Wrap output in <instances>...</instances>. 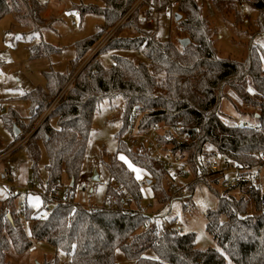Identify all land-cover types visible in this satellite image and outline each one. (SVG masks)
Wrapping results in <instances>:
<instances>
[{"label": "trees", "instance_id": "16d2710c", "mask_svg": "<svg viewBox=\"0 0 264 264\" xmlns=\"http://www.w3.org/2000/svg\"><path fill=\"white\" fill-rule=\"evenodd\" d=\"M101 1V7L82 2L71 4L70 10L81 18L87 14L100 15L105 25L94 36L76 43V58L69 70L47 73L45 88L37 87L20 98L29 103L27 117L12 108L2 115L5 126L16 127L18 132L13 134V144L0 153L12 148L41 121L82 59L135 2ZM178 1L174 16L167 19L161 11L168 0H155L154 5L159 10L155 24L150 27L144 22L147 6L136 11L85 66L73 86L22 147L26 148L36 177L40 160L38 144L44 145L48 157L47 193L60 190L63 175H66L70 181L68 193L73 195L81 177L94 115L102 102L117 97L123 100V131L129 129L132 116L138 111L142 115L141 130L166 124L188 133L190 141L176 144L175 150L186 153L196 170L208 172L211 150L230 157L237 164L255 166L259 163L258 157L264 152V49L251 43L248 57L242 61L220 57L214 45L218 33L203 16L202 6L197 0ZM211 2L220 12H232L236 25L245 23L241 9V4H245L257 14L255 25L259 33H264V0ZM47 3L48 0H0V21L13 17V29L20 30L29 39L30 60L50 59L60 53L58 47L46 43L42 37V29L51 25L41 16ZM163 19L176 24L180 40H190L188 46L160 39L158 29ZM127 29L132 36H118ZM109 48L136 50L149 64L114 55L113 65L104 68L97 58ZM223 99L231 101L239 115L255 119L261 130L245 128L237 122L228 123L220 107ZM123 131L118 135L117 153L147 174L155 202L164 203L169 197L164 187L167 170L149 152L122 142ZM207 147L212 149L208 151ZM106 166L113 184L120 187L118 191L113 189V184L109 186L106 198L112 194L122 198L127 194L141 203L143 191L134 171L117 156ZM261 180L264 185V169ZM206 181L207 178L191 184L190 199L196 186ZM216 195L217 209L206 212V231L221 251L199 249L193 233L184 234L180 229L165 227L144 230L148 222L144 216L126 215L105 206L91 210L75 203L73 197L46 216L25 206V220L31 221L29 237L24 220L17 218L16 210L12 209L14 196H8L0 206V264H9L11 251L27 254L33 241L45 242L57 253H63L67 257L65 264H118V251L136 264H228V260L233 264H264V204L260 192L241 182ZM148 252L154 258L148 257ZM55 264H59V259L56 258Z\"/></svg>", "mask_w": 264, "mask_h": 264}, {"label": "rangeland", "instance_id": "374dc122", "mask_svg": "<svg viewBox=\"0 0 264 264\" xmlns=\"http://www.w3.org/2000/svg\"><path fill=\"white\" fill-rule=\"evenodd\" d=\"M197 1L202 6L203 16L208 18L218 33L214 39V45L220 57L242 61L248 57L251 43L260 45L264 49V33L258 32L255 25L257 17L255 12L245 7L242 10L245 23L236 25V18L232 12L218 11L211 0ZM80 2L99 7L103 5L101 0H51L48 1L45 10L42 12L41 16L51 24L49 27L42 29L43 40L60 49V53L53 55L50 59L30 60L27 49L29 39H26L20 30L13 29V25L15 24L13 17L7 16L0 21V84L2 85L0 101L3 103L6 111L12 108L22 117H27L29 103L20 98L37 87L45 88L47 85L45 75L47 73H65L69 70L71 62L76 58V43L94 36L105 25V20L100 15L87 14L81 18L78 13L70 10L72 3ZM72 19H74L76 25H72ZM118 36L129 37L132 36V33L128 29L122 30ZM158 36L162 41H180L181 34L178 33L174 22L163 19L159 25ZM92 51L82 59L77 71L52 102L41 120L45 118L49 111L51 113L69 90L67 87L70 84L73 86L77 76L93 59V55H91ZM114 55L128 58L135 63L149 64L148 59L142 53L136 50L117 48L106 49L99 54L97 59L104 68H110L113 65L112 57ZM232 100L235 101L234 99ZM220 107L228 123L237 122L243 124L257 122L248 115H239L233 103L228 99H223ZM122 108L123 100L117 97L113 100L102 102L94 115L92 133L86 149L81 177L73 193V201L85 208L104 207L108 188L113 184L106 164L115 156L119 159L123 157L121 160L134 171L139 181H149L147 174L143 170L133 167L123 155L117 153L119 147L118 135L123 131ZM3 120L4 117L1 116V151L13 144V134H17V128L8 129ZM39 124L40 121L26 135H29V139ZM128 133V130L123 131L122 142L127 143ZM38 145L40 160L37 166L38 175L36 177L34 176L26 148L14 151L5 162L0 164V206L9 196L6 189L1 185L3 182L1 169L3 166L10 164L13 167L15 185L17 187L12 209L16 210L17 208L28 206L38 212L39 215H47L43 193L44 187L47 184L46 166L48 164V157L44 145L42 143ZM207 149L210 151L212 148L207 147ZM94 174L98 175V181L93 180ZM185 181L190 182V179H185ZM32 183L34 186L43 188L39 192L34 191V189L27 191L23 189L24 187L29 188V185ZM69 185L70 181L66 175H63L61 188L66 189ZM226 189L227 187L224 186L220 179L216 181V177L207 178L206 182L199 183L194 189L189 203L191 206L190 210L186 211L184 209L186 204L182 199H173L167 207H161L155 202L148 187L143 192L142 206L145 208L151 206L150 211L159 212L160 217L167 220L179 221L181 224L179 229L182 233L195 234L196 244L199 249L221 251L216 241L206 231V212L217 209L218 198L216 193H221ZM232 192L237 196V192L234 190ZM23 224L27 235L31 237V221L24 220ZM146 255L154 258L151 252H148ZM56 258L59 259V264H65L67 261V257L63 253H57L47 243L37 241H33V246L27 254L18 255L13 251L8 254L9 264H55ZM116 260L118 264H136L135 261L126 259L119 251L116 253ZM228 264L233 263L228 260Z\"/></svg>", "mask_w": 264, "mask_h": 264}, {"label": "built area", "instance_id": "2783aa9c", "mask_svg": "<svg viewBox=\"0 0 264 264\" xmlns=\"http://www.w3.org/2000/svg\"><path fill=\"white\" fill-rule=\"evenodd\" d=\"M154 1L155 0H135L133 5L119 19L118 23L93 48L91 53V55H93L92 57H94L109 43L116 32L124 26L141 7L147 6L148 10L144 15L145 24L147 26H153L155 24L156 14L159 10L158 7L154 5ZM178 2V0H168V4L165 6L164 10L161 11L163 17L167 19L173 17L174 10L177 8ZM244 8L245 4L242 3L241 9L244 10ZM72 25H76L74 19H72ZM71 87L72 84H70L67 89H70ZM1 88L2 85L0 84V90ZM5 113L6 108L0 101V116ZM49 113L46 114L45 118L49 115ZM141 118V113L138 111L134 112L128 129L129 133L126 141L130 146H134L136 149L149 152L157 161L161 162L167 170V178L164 182V187L168 192L169 197L164 203L159 204L161 207H167L173 199H182L186 204L185 210H190L191 206L189 203L191 199L189 198V189L191 184L195 181L209 177H216V180L220 179L227 188L236 186L241 182H246L249 187L255 188L260 192L262 196L261 203L264 204V185L261 180L264 169V152L258 157L259 163L255 166H250L237 164L233 162L230 157L224 156L215 150H211L209 152L208 172L204 173L202 170H196L193 167L186 153H181L179 150H175L176 144H183L190 141V135L188 133L182 132L178 126L166 124H158L152 126L148 130H141ZM43 120L40 121V124ZM241 126L257 131L261 130V126L257 122L243 123ZM28 140L29 135L20 140L12 148L0 153V164L5 162L14 151L22 148ZM1 175L3 179L1 185L6 189L9 196H15L17 187L15 185V174L12 165L9 164L3 166L1 169ZM185 179H190V182H186ZM139 183L142 191L144 192L148 188V183L144 180H140ZM29 186V188L24 187L23 189L26 191L34 189V191L39 192L43 188L34 186L33 183ZM112 187L113 189H118V191L120 190L118 185L113 184ZM72 197L73 195L68 193L67 188H61L58 191L47 193L44 187L43 198L48 200L47 204L45 203V211L49 214L58 205L70 202ZM104 206L106 208L110 207L115 210H120L126 215L136 214L148 218V222L146 223L144 230H151L153 228L160 229L162 227L179 229L181 225L177 220H167L166 218L160 217L159 212L150 211L152 208L151 206L145 208L142 206V202L138 203L127 194H125L122 198H119V196L115 194L110 195L105 198ZM88 209L99 210L101 208L90 207ZM15 214L17 218L25 220V207L17 208Z\"/></svg>", "mask_w": 264, "mask_h": 264}, {"label": "water", "instance_id": "95a60500", "mask_svg": "<svg viewBox=\"0 0 264 264\" xmlns=\"http://www.w3.org/2000/svg\"><path fill=\"white\" fill-rule=\"evenodd\" d=\"M179 18V17H178ZM180 44L183 46V47H185V46H188L189 45V43H190V40L189 39H181L180 41ZM18 132V131H17ZM98 175L97 174H94V176H93V180L94 181H98ZM74 184V182L72 181V185ZM148 184H151V181H148ZM10 217V216H9Z\"/></svg>", "mask_w": 264, "mask_h": 264}, {"label": "snow or ice", "instance_id": "6c2138e0", "mask_svg": "<svg viewBox=\"0 0 264 264\" xmlns=\"http://www.w3.org/2000/svg\"><path fill=\"white\" fill-rule=\"evenodd\" d=\"M121 159H123V157H121Z\"/></svg>", "mask_w": 264, "mask_h": 264}, {"label": "crops", "instance_id": "0c3cea01", "mask_svg": "<svg viewBox=\"0 0 264 264\" xmlns=\"http://www.w3.org/2000/svg\"><path fill=\"white\" fill-rule=\"evenodd\" d=\"M24 183V182H23ZM26 184V183H25ZM25 186V185H24Z\"/></svg>", "mask_w": 264, "mask_h": 264}]
</instances>
